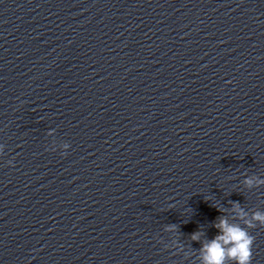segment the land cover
<instances>
[{"label":"clouds","instance_id":"obj_1","mask_svg":"<svg viewBox=\"0 0 264 264\" xmlns=\"http://www.w3.org/2000/svg\"><path fill=\"white\" fill-rule=\"evenodd\" d=\"M245 183L251 186L252 179H246ZM252 220L258 221L259 225L264 226V213H254ZM215 227L219 229L218 235L203 244L200 250L202 264H229V262L230 264H251L254 237L247 229L254 225L250 221H245V225L240 226L229 224L227 220L220 219ZM168 230L174 231L175 226L169 225ZM192 239L198 240V234L193 233Z\"/></svg>","mask_w":264,"mask_h":264}]
</instances>
